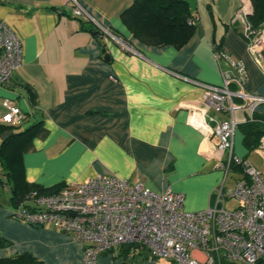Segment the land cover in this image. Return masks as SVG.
I'll list each match as a JSON object with an SVG mask.
<instances>
[{"label":"crops","instance_id":"1","mask_svg":"<svg viewBox=\"0 0 264 264\" xmlns=\"http://www.w3.org/2000/svg\"><path fill=\"white\" fill-rule=\"evenodd\" d=\"M79 1L134 50L73 14L68 0H0V20L22 45L21 65L0 84V116L1 99L10 97L26 113L17 129L38 122L22 152L25 179L49 186L113 173L156 191H181L185 209L207 207L223 171L187 122V110L200 102L198 81L219 84L221 71L230 69L225 58L216 59L213 41L243 62L245 89L264 94V73L235 17L241 0H187L194 28L180 46L135 38L121 18L133 0ZM262 110L264 104L256 113ZM235 115L243 118L244 111ZM241 120L233 149L247 157L253 148L243 144ZM16 207L0 197V233L11 240L0 256L26 251L45 264H84L83 242L51 225L25 222L14 216ZM122 246L99 254L97 264H175Z\"/></svg>","mask_w":264,"mask_h":264},{"label":"built area","instance_id":"2","mask_svg":"<svg viewBox=\"0 0 264 264\" xmlns=\"http://www.w3.org/2000/svg\"><path fill=\"white\" fill-rule=\"evenodd\" d=\"M68 1L73 14L93 21L101 32L119 40L124 49L134 50L96 20L79 0ZM251 11V3L241 0L235 17L242 19L248 48L264 73V23L259 29L252 28L246 19ZM188 21L195 20L190 17ZM212 47L216 59L225 58L230 69L221 71L219 84L198 81L202 86L200 102L187 110V122L202 133L215 166L223 171L207 207L188 210L183 207L181 191H156L139 181L98 173L49 193L31 189L17 205L14 216L32 225L48 224L70 233L84 243V264H97L99 254L125 243L175 264H264V172L233 149L239 123L236 110L244 111L241 121L264 122V110L256 114L257 107L264 104V94L245 89L246 69L241 60L232 58L218 40ZM21 61L18 35L0 20V84L7 82ZM231 83L237 88H231ZM1 103L4 112L0 122L16 125L26 117L10 97H3ZM253 150L264 163V132ZM229 199L237 203L228 207Z\"/></svg>","mask_w":264,"mask_h":264},{"label":"trees","instance_id":"3","mask_svg":"<svg viewBox=\"0 0 264 264\" xmlns=\"http://www.w3.org/2000/svg\"><path fill=\"white\" fill-rule=\"evenodd\" d=\"M252 11L248 15L252 28L259 29L264 23V0H251ZM191 12L187 0H133L121 12V18L132 35L149 44H173L180 46L187 42L193 33L194 23L188 19ZM98 30V29H97ZM100 31V30H99ZM219 46L222 42L219 41ZM260 115V113H256ZM35 124L24 129L17 125L0 122V184L10 187V201L17 206L25 193L35 189L39 193L58 190L63 183L43 186L25 179L22 152L36 131ZM243 144L249 150L258 142L264 132V122L246 119L240 122ZM11 240L0 233V247ZM126 250H139L132 243L122 244ZM0 264H45L30 252H20L0 256Z\"/></svg>","mask_w":264,"mask_h":264},{"label":"rangeland","instance_id":"4","mask_svg":"<svg viewBox=\"0 0 264 264\" xmlns=\"http://www.w3.org/2000/svg\"><path fill=\"white\" fill-rule=\"evenodd\" d=\"M236 117H237V120L243 119V118L239 119L237 115H236ZM247 159L252 161L257 167H259L264 172V163H263L260 155L257 152H255L254 150L252 152H250L247 155ZM214 164H215V161H214ZM230 175L231 174H229V176H228V182H227L228 187H230L232 185V176H230ZM0 195H1L0 197L2 200L11 203V201H10V187L8 185L0 184ZM236 203H237V201H235L234 199H229L227 201V206L232 207ZM154 257H156V256H154Z\"/></svg>","mask_w":264,"mask_h":264}]
</instances>
